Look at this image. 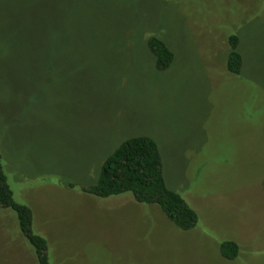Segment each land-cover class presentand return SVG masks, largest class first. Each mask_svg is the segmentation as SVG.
<instances>
[{
    "label": "rangeland",
    "instance_id": "1",
    "mask_svg": "<svg viewBox=\"0 0 264 264\" xmlns=\"http://www.w3.org/2000/svg\"><path fill=\"white\" fill-rule=\"evenodd\" d=\"M152 36L174 55L164 72ZM137 136L158 144L192 230L129 194L69 188ZM0 154L51 264H264V0H0ZM0 264H37L11 210Z\"/></svg>",
    "mask_w": 264,
    "mask_h": 264
},
{
    "label": "trees",
    "instance_id": "2",
    "mask_svg": "<svg viewBox=\"0 0 264 264\" xmlns=\"http://www.w3.org/2000/svg\"><path fill=\"white\" fill-rule=\"evenodd\" d=\"M230 51L227 56V72L239 76L243 58L239 52L236 35L228 38ZM146 45L155 60L156 70L164 72L170 68L174 55L158 37L147 39ZM69 188L98 199H108L121 195H131L138 204L157 206L167 220L182 231L196 227L199 218L193 208L177 192L171 190L163 174V162L158 144L146 136L125 140L102 164L97 181L92 185ZM0 209L11 210L17 219L18 228L32 250L37 264H51L46 240L32 229L31 209L14 199L7 176L1 164L0 154ZM223 259L234 261L239 254V246L233 241H225L219 247Z\"/></svg>",
    "mask_w": 264,
    "mask_h": 264
}]
</instances>
